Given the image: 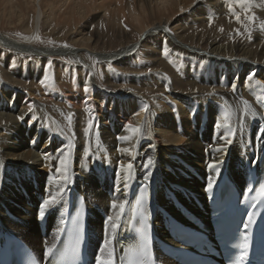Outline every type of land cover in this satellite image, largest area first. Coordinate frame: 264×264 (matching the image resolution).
Segmentation results:
<instances>
[{"label":"bare ground","instance_id":"bare-ground-1","mask_svg":"<svg viewBox=\"0 0 264 264\" xmlns=\"http://www.w3.org/2000/svg\"><path fill=\"white\" fill-rule=\"evenodd\" d=\"M97 2L105 8L103 20L110 30L129 37L122 28L128 23L143 38L98 59L127 69L142 68L134 56L139 48H144L149 58L144 59L147 67L143 68L150 67V71L129 73L130 90L111 88L113 83L108 78L107 85L98 83L96 75L92 78L86 70L82 82L75 79L76 88L70 92L44 87L48 99L64 103L62 122L70 135L64 134L61 124L60 129L57 118V122L46 123L44 113L36 108L32 113L26 111L37 99L33 90L24 92L3 81L0 236H19L42 258L55 241L76 192L83 196L88 211L92 259L100 256L102 247L98 243L109 235L114 264H120L122 250L117 235L134 192H150L153 232L166 236L162 210L175 213L173 196L203 218L204 211L190 205L188 198L196 196L204 202L208 184L211 182L213 186L225 170L242 183L241 168L259 162L264 149V133L260 132L264 128V29L261 28L264 0L241 1L246 9L252 6L253 13L249 16L253 15L255 22L251 27L249 22L241 21L237 27L241 30L251 27L254 31L253 36L248 31L251 39L246 34L247 39L222 40L207 32L210 43L206 48L196 47L199 52L195 45L186 42L194 38L190 30L195 24L202 26L216 13L222 14L225 8L237 5L239 0H0V25L19 24L27 30L23 39L0 32V43L20 53L26 50L36 55L45 56L48 52L54 55L50 48L28 49L29 44L37 42V37L40 39L43 26L50 27L54 22L56 26H66L74 42L82 45L60 48L77 51L64 55L73 65L81 67L82 51L90 50L96 39L92 40L88 32L93 18L81 25L80 19L86 18ZM217 21L215 30L225 24L222 19ZM157 48L167 51L166 60ZM204 49L208 54L200 52ZM250 73L255 74L252 79ZM45 102L47 110L50 102ZM34 116L37 119L32 122ZM24 120L25 125L19 124ZM89 121L92 128L86 132ZM129 125L139 131H130ZM230 131L233 135L228 136ZM225 137L232 142L227 143ZM62 157L66 160L64 171L57 172ZM149 157L154 163L146 167ZM121 163L133 165L130 174L122 171ZM210 164L215 166L209 167ZM63 175L68 177L67 181L61 179ZM23 191L28 193L27 198ZM188 191L191 193L187 194ZM51 196H56V202L43 209V217L48 218V234L43 237L40 211L43 201ZM113 201L126 202L115 234L107 220L119 211L111 207ZM155 256L158 263L171 264L160 252L156 251Z\"/></svg>","mask_w":264,"mask_h":264},{"label":"rangeland","instance_id":"rangeland-1","mask_svg":"<svg viewBox=\"0 0 264 264\" xmlns=\"http://www.w3.org/2000/svg\"><path fill=\"white\" fill-rule=\"evenodd\" d=\"M241 1L242 0H239V2H237V5L234 4L233 5L234 7L232 6V8H231V6L229 8H225L224 11H222L223 12L222 14L216 13L214 15V17L216 19L212 16V18H210L205 23H203L202 26L200 24H198V25L195 24L194 29L192 28V30H190V33H189L190 35H194V38H193V40L186 41V42L190 43L191 46L195 45L194 46L195 50L197 52H199V48H196V47L206 48L208 45L207 43H210L208 40H210L211 37H208V34H206L207 32L213 33L214 37H217L218 39L220 38L222 40H237L239 38H246L247 39L248 36H250L248 31H250V32L252 31L250 33L251 35L254 33V31L252 30L251 27L254 24L255 19H253V20L249 19V17H250L249 15H251V13H253L252 12L253 9L251 8L252 6L249 5L250 7L248 9H246V7L244 5H241L242 4ZM98 4H101V2H97V7L93 8V10H91L89 12V14L87 15L86 18L80 19V22H81L80 25H81L82 22L86 21V19L89 20L90 18H93V20L90 21V24H89L90 27L88 29V32L92 35V37H93L92 40L96 39L95 43L92 45V47L89 48L90 50L82 51L84 53V56H82V58H81L82 60L80 61V63L83 65V66H81L82 69H81L80 65H73V63H71L70 59H68V57L66 55H64L65 53H71V52H77V51H71V50L61 51V49H60V48H62V49L66 48L67 49V48H71L74 46L80 47L82 45L74 42L69 31L66 30V26H65V28L63 27V25L56 26V23H54V22L52 25L53 28H52V26L45 27V25L43 24L44 26H43V29L40 33V39H38L37 42L29 44V45H31V47H28V49L33 48L34 50H42L45 48H50L53 51H55L54 55H49V54H51L49 52H48L49 54L45 53V54H47L45 56L36 55L35 52H31V51L29 52L26 50H23L20 53V52H17V51H14V50H11V49L5 47L2 45V43H0V88L4 85L3 81L6 80V83L13 84L17 88H19L20 90H22L24 92L33 90L35 92V96L37 97L38 100L34 99L33 105L26 108V111L32 113L33 109L36 108L42 114L44 113L43 114L45 116L44 121L46 123L52 122V121L57 122V119H58L57 123L59 124L60 129H62L61 126L63 125L62 131H64L65 135L66 134L68 135L70 133V130L67 128V125L62 122L65 119V117H63V115H62L63 110L61 108V106L64 103L62 101H60L59 99H53V100L48 99L47 98L48 92L44 91V87L48 86V88L50 87L49 89H51L53 87L52 89H55V90L61 89L65 92H70L71 90H74L76 88V87L74 88V85H73L75 82L74 80L77 79L78 81L80 80L82 82V79L85 77L84 74L86 73V72L84 73V71L86 70V71H88V75H89V73L92 74V78L94 75H96L95 77H96V80L98 83L100 82L103 85H107L105 83V81H107V78H108L109 81H111L113 83V86L111 88H113V89L116 88L115 90H118V89L123 90L126 87H127V89L132 87V86H130L131 82H129L131 80H128L129 73H131L132 71H134V72H136V71H138V72H149L150 71V67L143 68V67H147L145 65L144 59L146 60L147 58H149L147 56V54L145 53L146 50L144 48L138 49V53L135 54V56H134L136 61L133 58V61H135L136 64L139 63V65H141L142 68L137 67V68H133V70H132V68L127 69L124 66H123L124 67L123 68L121 65H117L115 63H112V61H109L106 59L105 60H99L98 59L103 54L116 52L117 50L124 48L126 45L138 42L139 40L142 41V39H143V38H141V36H142L141 32H139L137 29H135V27H132L128 23H125V26L122 28L125 29L124 31L128 32L129 37L120 36V35H118V33L115 30L114 31L110 30L107 27L106 22L103 20V14L105 12V8L103 7V5H98ZM240 5L243 7H241ZM237 16L240 17L239 22L236 18ZM218 18L222 19L223 20L222 22L223 23L225 22V24H227V25L220 24L216 27V30H215L214 25H216V23L218 22L217 21ZM241 21L242 22L246 21L247 23L249 22L251 24V27H249L245 30L243 29L244 31L241 30L240 27H237L238 23L239 24L242 23ZM33 24H34V20L32 19L31 25H33ZM186 25H188V24H186ZM234 26L236 27V29ZM76 28H78V27H76ZM76 28H75V30H76ZM201 30H203L204 32L206 31V32L202 33ZM0 32H1V34H5L8 36L20 38V39L21 38L23 39V37L27 34V30L19 24L16 27L1 26L0 25ZM205 34H206V36H205ZM246 34H248V36ZM194 48H191V50L195 51ZM45 50H47V49H45ZM58 50H59V52H58ZM158 51H159V55L164 56L163 58H164V60H166L167 58L165 57V53H166L165 49L161 48V49H158ZM56 52H58V53H56ZM200 52H202L204 54H208V52L205 51V49L202 51L200 50ZM86 55H87V57H86ZM138 55H140V56H138ZM142 62H144V64ZM63 63H64V65H63ZM2 70L5 73H2ZM82 70H83V74H82ZM8 75H10L13 78H9ZM13 80H16V81H13ZM68 82H70V83H68ZM54 83L56 86L54 85ZM128 83H130V84H128ZM42 88H43V90H42ZM46 100H48V102H50L49 100H51L50 104L48 103L50 108H48L47 110L45 108V106H46L45 101ZM37 110H35L34 112H37ZM58 111H60V112H58ZM54 113H56V114H54ZM58 113H59V115H57ZM33 118H35V119H32L33 120L32 122H34L37 119V117H35V116ZM60 119H61V121H59ZM29 120H30V118H29ZM25 121L26 120L21 121L19 124H21L23 126L26 124ZM60 124H61V126H60ZM47 125H49V124H47ZM64 125H66V126H64ZM91 126H92V122L89 121V124L87 127L88 129H84V130L86 132H89V129L92 128ZM196 179H198V176L196 177ZM198 181H200V180L198 179ZM186 193L190 194L191 191H188ZM23 195L25 198L28 197V193H26L25 191H23ZM30 207L33 208V205H31ZM103 245H104V242L100 241V246L103 247Z\"/></svg>","mask_w":264,"mask_h":264},{"label":"snow or ice","instance_id":"snow-or-ice-1","mask_svg":"<svg viewBox=\"0 0 264 264\" xmlns=\"http://www.w3.org/2000/svg\"><path fill=\"white\" fill-rule=\"evenodd\" d=\"M236 18L239 21L240 17L237 16ZM249 19L253 20V19H255V17L250 16ZM261 28L264 29V22H262ZM37 39H39V37H37ZM249 39H251V36H249ZM166 54H167V51H166ZM254 75H255L254 73H250L249 79H252V77ZM233 89H235V85H233ZM85 91H88L87 87H85ZM208 95H211V93H209ZM253 115H255V113H253ZM21 119H23V118L21 117ZM128 127H129L130 131H132L134 133L139 131L138 127H133L131 125H129ZM260 132L264 133V128H261ZM231 135H233V133L230 131L228 133V136H231ZM119 139L127 140V139H129V137H119ZM225 139L227 140V143H229V144L232 142L227 137H225ZM66 155L67 154H65V156ZM65 163H66V160L64 157H62L60 159L61 167L57 169V172H63L64 171ZM153 163H154L153 158L149 157L147 160V164L145 166L146 167L151 166V165H153ZM214 166H215L214 164L209 165V167H214ZM120 168L125 173L130 174L131 170L133 169V165L131 163H128L127 165L121 163ZM218 171H219V169H217V172ZM125 178L127 179L129 177H125ZM61 179L67 181L68 177L66 175H63L61 177ZM146 179H147V177H146ZM208 188L209 189L212 188L211 182L208 184ZM259 195L261 197H264V185L261 186ZM55 202H56V196H51V197H49V199L44 200L43 205H42V209L40 211V216L41 217L44 216V210L43 209L48 208V206L50 204H54ZM125 203H126L125 201H120V202L113 201L111 204V207L113 209H119V211L115 212L114 216H108V218H107V220L110 224V227H111L112 234H115V232H116V228L118 226V221H119L120 216L123 213L124 208H125ZM139 203H140V201H137L138 205H139ZM252 223H254L253 214L250 213L248 216V222L244 225L245 229L250 227V225ZM60 231H61V229L57 230L58 233ZM80 242H81V238H80V236H77L74 243H72L70 246L65 245L64 249L59 253V257H60L59 261H56L55 264H60L61 261H64V260L68 259L69 257H71L73 259L78 258L79 257V251H80ZM149 244H150V237L148 235V231L146 228H142L140 240L137 243L130 244L125 251L124 258L127 259V264H154ZM55 247H56L55 244H52L51 246L47 247L45 255L51 256V254L53 253V249ZM239 247L242 249V251L237 256L236 260L234 261V264H243V261L247 258L248 248H249V237L248 236L244 237L243 243ZM105 255H106V258H104ZM113 256H114V253H113V249H112V238H111V236L106 235V237L104 239V245L100 249V256L96 257V262H97V264H114ZM124 258H121V259L123 260Z\"/></svg>","mask_w":264,"mask_h":264}]
</instances>
